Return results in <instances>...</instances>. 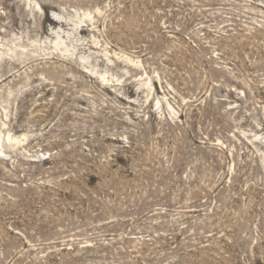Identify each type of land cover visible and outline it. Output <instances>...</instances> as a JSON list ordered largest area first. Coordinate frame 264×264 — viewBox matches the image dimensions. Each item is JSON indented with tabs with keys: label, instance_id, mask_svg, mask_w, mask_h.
Returning a JSON list of instances; mask_svg holds the SVG:
<instances>
[{
	"label": "rangeland",
	"instance_id": "1",
	"mask_svg": "<svg viewBox=\"0 0 264 264\" xmlns=\"http://www.w3.org/2000/svg\"><path fill=\"white\" fill-rule=\"evenodd\" d=\"M0 264H264V0H0Z\"/></svg>",
	"mask_w": 264,
	"mask_h": 264
},
{
	"label": "bare ground",
	"instance_id": "2",
	"mask_svg": "<svg viewBox=\"0 0 264 264\" xmlns=\"http://www.w3.org/2000/svg\"><path fill=\"white\" fill-rule=\"evenodd\" d=\"M64 43V42H63ZM57 44H58V42H57ZM62 44V43H61ZM58 46V45H57ZM59 46H60V44H59ZM62 48H64V47H62ZM65 50H67V49H65Z\"/></svg>",
	"mask_w": 264,
	"mask_h": 264
}]
</instances>
